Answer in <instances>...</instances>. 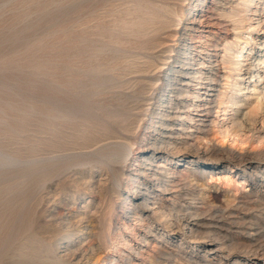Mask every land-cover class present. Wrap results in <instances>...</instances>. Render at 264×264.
<instances>
[{"label":"bare ground","instance_id":"1","mask_svg":"<svg viewBox=\"0 0 264 264\" xmlns=\"http://www.w3.org/2000/svg\"><path fill=\"white\" fill-rule=\"evenodd\" d=\"M121 1L124 11L110 22L113 28L98 27V37L123 44L135 43L131 38H148L145 42L151 44L159 42L157 36L161 31L178 25V29L166 32V37L173 39L178 47L163 50L161 56L145 62H115L114 58H97L86 65L104 73L113 72L119 64H124L120 78L100 74L80 81L76 79L79 73L65 63L62 70L69 74L70 79L49 80L52 94L62 92L73 95L76 102L68 105L53 95L50 97V109L42 123L46 138L34 137L30 155L21 151L17 153L9 149V145L0 144V264H72L79 249L72 251L71 243L74 237L80 239L84 236L85 233L79 231L84 222L86 230L91 228L88 236L91 241L84 246L80 259L85 260V264L205 263L207 258L185 251V244H174L173 237L168 238L158 228L159 223L167 233L182 234L186 239L208 238L217 241L218 248L223 250L234 246L228 245L219 234L210 235L197 222L191 221L211 210V206L206 204L207 209L201 211L176 200L166 204L159 192L170 193L172 189L167 183L176 182L166 183L164 178L181 171L185 173L184 180L188 181V191L183 195L177 194L178 198L195 200L199 192L192 188L193 182L198 181L197 175L203 177L199 178L201 189L214 183L223 184L224 188L233 186L236 190H244L248 182L247 177L237 171L226 172L222 167L205 165L200 167L201 171L195 172L198 167L194 166L196 161L193 159H187L192 163L187 169L175 171L176 167L172 166L171 172L163 171L176 160L168 157L166 151L175 155L188 150L195 155L204 150V155L210 159L218 161L227 156L237 166H252L253 159H264V129L257 125L256 118L259 111L264 112V54L253 46L257 43L260 47L264 46V0H237L228 9L221 10L217 8L218 0H174L176 5L173 9L163 7L154 0L143 4L132 1L134 5L131 7H127L131 0ZM185 1L189 2L187 6ZM205 8L219 10L220 17L228 19L235 32L233 40L226 38L211 46L215 48L214 52L222 46L226 71L223 74L214 66L217 61H209L217 57L216 53V56H209V62H205L199 59L198 48L191 45L198 31L197 26L210 24L206 15L202 14ZM174 18L179 19L177 25H173L177 21ZM220 25L222 23L214 24ZM144 45V42L140 44L141 47ZM99 47L98 51H104L108 44L101 43ZM62 87L66 90L60 92ZM202 92L206 96L201 95ZM252 100L255 104L248 105ZM247 105L249 111L244 113L243 108ZM197 113L199 116H194ZM214 114L223 119L209 121L212 125L209 130L203 131V126L191 127L189 124L196 117ZM262 121L264 124V118ZM200 122L207 123L204 120ZM169 129L170 132L194 129L203 131V134L188 142L182 140L183 136L194 134H175L168 132ZM181 161H177L179 167ZM156 169L161 173L155 172ZM98 177L105 178L97 180ZM56 179L61 185L60 193H69L74 201L80 199L81 192L88 191L90 197L96 194L99 201L91 216L82 217L74 224L71 219H66L69 225H64L67 222L63 221L57 223L58 227L53 226L66 217L59 207L67 206L64 200H56L58 195L52 183ZM28 185L30 187H25ZM155 185L158 189L150 192V189H156L152 187ZM117 187L123 189L120 191ZM186 187L183 185L184 189ZM141 188H145L148 196L141 197ZM43 193L45 198L51 196L55 207H40L44 203ZM201 194L204 196L205 193ZM89 204L83 209L88 210ZM230 205L231 202H228L225 208ZM218 213L223 218L226 212ZM46 215L55 221L50 223L53 229L47 233L51 234L48 238L43 237L46 235L43 232ZM49 240L53 243H48ZM61 240H66L65 257L57 253ZM94 241L99 243L94 245ZM134 241L146 244V247L136 245ZM160 242L172 243V246L167 249ZM122 247L127 252L124 253ZM248 249L252 256L264 257V246L251 245Z\"/></svg>","mask_w":264,"mask_h":264},{"label":"rangeland","instance_id":"2","mask_svg":"<svg viewBox=\"0 0 264 264\" xmlns=\"http://www.w3.org/2000/svg\"><path fill=\"white\" fill-rule=\"evenodd\" d=\"M132 1L136 0H131L127 7L134 5ZM137 1L142 3L147 2L148 0ZM218 1L220 3H216L217 8L221 10L222 8L228 9L229 6L231 4L234 5V2L237 0ZM154 2L171 9H173V7L175 8L176 5V1L174 0H154ZM122 3L123 1L121 0H114L111 2L106 0H0V144L9 145V149L14 150L15 152L17 151V153L21 151L24 155H30L29 149L32 146L34 137L41 139L46 138V135L43 134L45 129L43 128L44 124L42 123L45 121L46 112L50 109V97L53 95L58 101L65 104L67 103L68 105L76 102V98H74L73 95H66L61 92V90H66L64 87L60 88L62 94L59 92L52 94V92H50V79L55 78L57 81H60L61 79H64V81L70 79L69 74L62 70V66L65 63H69L73 70L79 73V76H77L76 79L80 81H86L89 79V76L96 77L100 74L107 77L110 76L111 78H120L125 69L124 64H119L120 67L118 66L113 72L104 73L96 72L90 69L89 66L86 67V65L89 64V62L95 61L97 58H114L113 61L115 62H122L124 60L126 62H133L134 60H136L135 62H145L161 56L160 52L163 50L172 47L177 49L178 45L176 46V44L172 42L173 39L171 40L166 37V32L169 33L180 27L177 25L179 20L177 18H174V21H177L176 24H173L177 26L161 31L159 36H157L159 42H152L151 44L145 42L148 38H131L135 43L123 44L120 42L113 43L112 41L110 42L108 38L98 37L96 35L98 27L107 26L109 29L113 28V24H110V22L113 21L115 16L121 11H124L125 7L121 6ZM188 3V1H185L184 5L187 6ZM219 10L212 9L209 11L207 8L202 10V14L206 15L210 24L203 23L202 25L197 26L198 31L195 32V40L191 42V45L198 48V57L202 61H217V64L214 66L217 71L223 74L226 71H224V59L222 58L223 54L221 53L222 46H219L220 48L216 49L218 52H214L215 48L211 46L213 43H218L219 40L222 42V40L226 38L229 41L233 40L235 32L232 30V23H230L228 19L220 17L219 14H221V12ZM168 12H165L164 14L169 15L170 13ZM216 23H222V25L214 26ZM198 37H201L202 39ZM141 41L145 43L143 47L140 46L142 43ZM101 43L108 44V47L104 51H98L101 49L99 47ZM161 43L165 44L161 45ZM253 46L258 49L260 53L262 52L264 54V46L260 47L259 43L256 45L254 44ZM201 49L203 51H201ZM214 53L217 54V57H214L213 60H209V56H216ZM198 63L199 62L197 61L196 64ZM254 64L256 65V62H254ZM198 66L199 65H197L196 68ZM84 72H86V74ZM125 92L127 93L128 91ZM194 92L197 93L196 90ZM201 95L206 96L204 95V92H202ZM107 97L109 98V96ZM245 97L246 96H244V98ZM254 101L255 100L249 101L248 105L255 104ZM203 103H205V101H203ZM132 105H135V103ZM248 105L243 108L244 113L249 111V109H247L249 108ZM195 115L199 116L198 113L194 114V116ZM216 116L217 115L214 114L213 116L209 115L208 117H196L194 121L195 123L191 122L189 124L191 127L203 126V129H201L203 131L209 130L212 128L210 122L213 118H218ZM263 116L264 112L262 110L259 111L256 116L258 119L257 125L260 128L262 127V130L264 129L262 121L264 118ZM219 118L218 120L223 119L222 117ZM200 120H204L207 123L200 122ZM203 131L201 132L199 130L198 132L197 130L190 129L187 131L173 130L170 132L169 129L168 132H174L175 134H194L195 136H183L182 139L192 142L194 137L201 136ZM201 152L192 155L190 151L184 150L179 154L173 155L166 151L165 154L168 155V157L176 160H174L171 165L168 164L166 168H163V171L171 172L170 170L172 166L176 167L175 171L177 169H187L189 168V164H192L188 160L193 159L196 161V165L194 166L198 167L195 172L201 171L202 169L200 167L205 165L222 167L226 172L233 170L237 171V173L242 176L247 177V184L249 186L246 184L244 190H236L233 186L224 188L223 184L217 185L213 183L205 186L207 188L201 189L199 185H201L202 181H199V178L203 177L202 175H197L196 178L199 177L198 181L195 180L193 182L192 189H194L193 191L198 190L200 197L199 194H197L198 196L195 197V200H191L192 198L190 197H184L185 199L178 198L177 194L183 195L188 191L186 187L188 181L186 179L184 180L186 176L184 175L185 173L181 171V173H178L177 175L171 174L164 178L166 183L167 181L176 182L175 184L167 183V186L169 189H172V191L170 193L160 191L159 193L163 195V202L166 204H170L172 200H176V202L180 201V204L188 206L192 205L191 208L197 210L201 209V211H205L207 205H209V207L211 206V210L202 216L193 218L191 221L197 222V225L200 228L203 227L202 229L210 235L211 233L212 235L213 233L219 234V237L222 238L223 241L228 245L233 244L235 247L232 246L229 249L223 250L218 248L219 243L217 241L213 242L208 238L190 240L186 239L182 234H170L167 233L168 231L164 229L163 225L159 222L158 228L164 232L168 238L173 237L174 244H185L183 245L185 251L195 252L198 253L199 256H202V258H207L206 261L203 260L205 261L204 264H264V257H254L248 253V246H264V159H253L252 166H246L244 164L237 166L236 163L229 160L230 158L227 156L222 160L216 161L205 156L203 153L204 150ZM181 159V167H179L177 161ZM82 170H84V168ZM159 171L160 170L156 169L155 172ZM104 178L98 177L97 180H103ZM52 183L53 188L58 195L56 200H64L67 205V208L59 207L66 217L64 220L56 221V224H53L54 227H58L57 223L63 221V223L67 222L64 225H69L68 221H65L66 219H71L72 224H74V222L76 223L79 221L78 219L92 215L94 208L99 201L97 196H95L96 194H93L94 197H90L88 191L84 193L81 192L80 199L74 201L69 193H60L61 185L58 183V179L54 180ZM183 185L186 187L185 189L183 188ZM176 186L180 188H176ZM25 187L30 186L28 185ZM152 187H155L156 189L152 188L149 190L150 192L158 189L156 185ZM246 188L248 191H245ZM251 188H253L252 191L250 190ZM117 189H120L121 191L123 188L117 187ZM141 189H143L141 197L148 196V192L144 191L145 188ZM201 193H205L204 196ZM42 195L44 199V203L40 206L42 209H51L52 206H56L51 202V196H46L45 198V193ZM193 201L194 203H192ZM228 202H231L232 205L225 208ZM87 203H90V208L88 210L83 209ZM40 207L39 210H42ZM217 210L224 211V213L226 212L223 215V218ZM146 212L150 213L151 211L147 210ZM85 213H87L86 216H84ZM44 221L46 223V229H44L43 232H46V235L44 234L43 237L48 238L51 234L47 233H50L53 229L50 227V223H55V221H52L47 215L45 216ZM86 225V222H84L79 226V231L85 233L84 236L80 239L74 237V240L71 243L72 251L79 249L75 255L76 259L72 261V264L86 263L85 260H80L83 255V249L91 241V239L88 238L91 228L89 227V230H86ZM141 232H144V230L141 229ZM49 241L48 243H53L52 241ZM98 243L97 241H94V245ZM58 244L60 245H58V255L65 257L67 255V252L64 251L66 240H61ZM134 244H139L141 246L145 245L144 247H146V244H141V242L138 241H134ZM161 244L167 249L172 246V243L163 244L160 242V245ZM211 249L215 250L209 251ZM122 251L124 253L127 252L123 247ZM108 252L109 251H106V253ZM161 258L167 260L166 257L162 256ZM175 263L183 264L182 262Z\"/></svg>","mask_w":264,"mask_h":264}]
</instances>
